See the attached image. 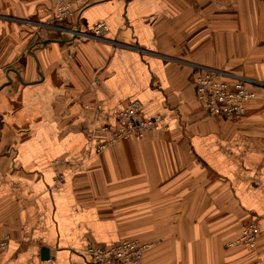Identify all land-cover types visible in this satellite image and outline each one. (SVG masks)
<instances>
[{"label":"crops","instance_id":"crops-1","mask_svg":"<svg viewBox=\"0 0 264 264\" xmlns=\"http://www.w3.org/2000/svg\"><path fill=\"white\" fill-rule=\"evenodd\" d=\"M55 16L54 0H0V264H94L88 246L123 239L149 245L140 264H264V0ZM99 23L104 38L81 36ZM199 67L247 82L243 116L204 110ZM131 100L164 128L99 150ZM252 222L256 247H230Z\"/></svg>","mask_w":264,"mask_h":264},{"label":"built area","instance_id":"built-area-1","mask_svg":"<svg viewBox=\"0 0 264 264\" xmlns=\"http://www.w3.org/2000/svg\"><path fill=\"white\" fill-rule=\"evenodd\" d=\"M92 2L93 0H54L56 22L67 21L72 16L73 7L76 4L85 7ZM62 31L68 30L62 29ZM107 31V25L99 23L94 25L90 33H83L81 36L84 39H102ZM195 86L197 99L201 102L204 110L213 117L239 118L245 114L247 104L256 98L255 92L249 89V85L244 79L231 76L225 71L215 68L199 67ZM116 122L117 127L111 132L112 138L100 142L99 150L113 145L121 138H143L147 131H159L164 128L160 115L154 117L141 115V104L138 100L126 102L116 112ZM102 130L104 133H108L110 128L105 126ZM257 235L258 226L252 222L244 227L240 237L230 242L229 246L247 245L254 249ZM9 240V236L0 234V252L6 250ZM148 248L149 245L142 244L137 240L123 239L109 247L88 246L86 254L94 264H140Z\"/></svg>","mask_w":264,"mask_h":264}]
</instances>
